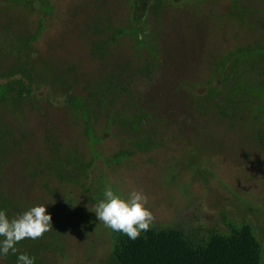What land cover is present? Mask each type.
Here are the masks:
<instances>
[{
	"label": "rangeland",
	"instance_id": "rangeland-1",
	"mask_svg": "<svg viewBox=\"0 0 264 264\" xmlns=\"http://www.w3.org/2000/svg\"><path fill=\"white\" fill-rule=\"evenodd\" d=\"M30 1L0 2L1 25H11L21 38L38 35L29 49H22V60L41 68L35 78L37 99L25 110L27 142L16 149L12 164L4 168L8 177L0 181V195L29 209L43 205L52 217V230L22 253L41 247L35 264H104L109 254L106 227L95 216L97 202L75 185L51 176L32 178L27 171L40 166L44 156L60 152L66 162L75 155L90 164L85 182L91 195L110 186L127 199L131 191L142 190L154 227L201 234L213 229L225 235L221 212L236 224L251 225L264 264V97L250 93L264 80V60L251 54L253 49L264 52V0H159L138 26L142 45L127 34L108 44L102 61L91 57L92 45L120 28L129 31L130 0H49V15L42 14L37 0ZM238 49L247 50L240 69L245 98L225 97L229 89L223 88L219 98L208 100L213 71ZM12 61L1 58L2 70L14 68ZM140 69L150 77H140ZM109 72L125 85V94H133L158 120L148 137L159 147L121 166H110V157L122 148L123 128L108 129L104 109L96 107L91 121L96 143L90 147L82 121L64 106L66 93L83 96L88 82ZM42 74L63 80V87L53 82L52 91ZM8 129V122L1 121L0 131ZM68 169L74 176L79 173L75 166ZM78 179L83 181L82 175ZM0 264L10 263L0 259Z\"/></svg>",
	"mask_w": 264,
	"mask_h": 264
},
{
	"label": "trees",
	"instance_id": "trees-1",
	"mask_svg": "<svg viewBox=\"0 0 264 264\" xmlns=\"http://www.w3.org/2000/svg\"><path fill=\"white\" fill-rule=\"evenodd\" d=\"M158 1L130 0L131 26L129 31L120 28L118 31L111 33L105 42L93 44L90 50L91 57L99 61L104 60V55L108 54L106 50L108 44H116L120 37L127 34L137 39L138 46L142 45L138 26L141 25V21L146 16V11L150 5ZM0 2L11 4L32 3L30 0H0ZM37 2L40 5L42 14L49 15L51 12V7L48 4L49 0H37ZM11 27L9 24L1 25L0 23V59L10 58L13 60L12 65L14 62L17 63L10 70H2V65H0V110L3 113L0 122L6 120L9 124L8 130L0 131L1 182L8 177L7 170L4 168L12 164L14 152L16 149L24 147L27 142L26 135L23 136L22 134L25 130L23 122L25 110H28V107L32 106L37 99L38 95L34 92L37 82L35 78L41 73L37 71V69H41L40 67L31 66L22 60V52L30 48L32 43L37 40L38 35L21 38L15 35V31ZM39 28H42L41 23ZM246 51V49L233 51L216 66L209 81L211 86L205 93L206 96L212 98L208 100L215 101V97L219 98L227 89L229 91H225V97L227 95L230 99L231 96L245 98L247 90H244L246 86L240 69ZM252 51L251 54H254L255 58L260 56V62L264 60V52L261 49H253ZM150 56L153 57V53ZM144 71L138 70V75L149 78L150 75H146L148 70ZM44 76H47V79ZM41 77L50 82L49 86L52 91L55 89L52 86L53 82L55 87H63V80L56 78L53 74H42ZM40 78L37 79L42 82L43 79ZM216 79L219 83L213 87L212 85ZM114 81L118 82L119 87L116 83L113 84ZM124 86L116 76L110 75L109 72V74L100 77L94 84L88 82L83 96L69 94V92L65 94H68V100L64 106L74 118L77 116L82 121V132L89 140L90 147L96 143L93 133L94 123L91 122L94 119L93 114L96 107L104 109L101 110V113L107 117L106 127L108 129L114 126L123 128L126 137L119 140L122 148L118 152L115 151L116 153L110 157V166H121L126 160L131 162L136 154H144L159 147L158 144H149L152 131L150 128L158 121L157 117L150 114V111L142 103H138L134 96H130L133 94H125L127 89ZM250 93L256 97L263 94L264 97V80L261 81V84L252 86V92ZM219 102V99H217L216 104L218 105ZM108 103L110 106H107ZM152 112L156 113L155 111ZM253 118L254 115L252 114L250 122H253ZM260 131L264 134L263 127ZM95 156L97 155L95 154ZM43 158L44 161L40 166L36 165L35 168L27 170L32 178L51 176L58 183L75 185L82 193L90 195L89 197L93 202L98 203L99 200L103 199L101 191L91 195L88 182H85L88 178L86 173L91 169L90 164L81 163L75 155H72L69 162H66V157L60 152H54L53 155H46ZM69 166H75L79 169L77 176L69 173ZM195 167V164L192 165L191 170ZM171 171L173 172L172 169ZM197 171L193 170V173L196 175ZM79 174L82 175L83 181L78 179ZM0 209H6L9 218H11L29 208L27 204L17 202L14 197L2 193L0 195ZM221 218L227 231L225 235L217 233L213 229L201 234L196 229L186 232L181 228L171 229L151 225L147 232L141 231L139 237L132 240L127 235L114 232L106 227L110 249L104 264H261L262 246L255 236L253 227L245 222L236 224L226 218L223 212H221ZM56 236L52 235V240L56 248L59 249L60 245L54 243ZM31 241V239L21 241L16 245L19 250L16 255L9 254L2 259L6 263H17V256L22 253L21 249L28 251L35 246ZM41 246L43 245L41 244ZM40 250L41 247H38L27 252V254L30 257H36Z\"/></svg>",
	"mask_w": 264,
	"mask_h": 264
},
{
	"label": "clouds",
	"instance_id": "clouds-1",
	"mask_svg": "<svg viewBox=\"0 0 264 264\" xmlns=\"http://www.w3.org/2000/svg\"><path fill=\"white\" fill-rule=\"evenodd\" d=\"M147 203L148 197L142 190H133L127 199H122L109 186L104 190L103 199L95 205V216L105 227L135 240L141 231L147 232L154 221ZM46 211L43 205L33 206L9 218L7 210L0 209V259L16 255L19 251L16 245L21 241L41 239L52 230V217ZM17 264H35V258L20 253Z\"/></svg>",
	"mask_w": 264,
	"mask_h": 264
}]
</instances>
